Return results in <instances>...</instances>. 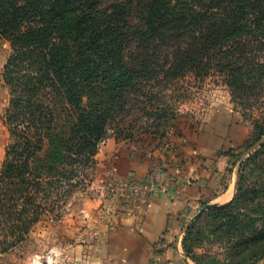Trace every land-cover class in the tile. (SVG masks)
Wrapping results in <instances>:
<instances>
[{"label":"trees","instance_id":"16d2710c","mask_svg":"<svg viewBox=\"0 0 264 264\" xmlns=\"http://www.w3.org/2000/svg\"><path fill=\"white\" fill-rule=\"evenodd\" d=\"M0 35L10 42L2 72L9 88L3 118L10 139L0 168V253L21 242L45 213L39 193L51 175L43 171L55 165L37 163L48 141L60 138L54 153L59 160L86 163L97 154L109 124L116 121L120 128L140 108L166 125L154 124V130L150 122L146 130L119 132L116 138L150 135L155 143L168 136L177 118L163 109L157 84L215 71L229 73L233 82L241 73L264 70V63L244 60L242 47L249 38L264 40V0H0ZM140 116L127 124L133 127ZM261 140L264 114L247 149ZM233 146L228 153L240 159ZM263 154L264 141L242 163L241 173L254 164L264 170ZM236 194L206 210L222 226L235 221ZM199 218L183 238L187 256H193L187 241L197 233L193 225ZM252 226L243 227L252 233L242 241L261 235ZM262 258L264 250L249 264Z\"/></svg>","mask_w":264,"mask_h":264},{"label":"crops","instance_id":"0c3cea01","mask_svg":"<svg viewBox=\"0 0 264 264\" xmlns=\"http://www.w3.org/2000/svg\"><path fill=\"white\" fill-rule=\"evenodd\" d=\"M7 46L0 40V167L10 139L3 118L9 101L2 77ZM208 114L203 120L177 119L159 145L150 135L102 142L95 156V192L84 199L80 215L89 245L73 246V253L97 264H196L183 247L186 227L209 205L234 197L237 169L228 151L245 132L225 107ZM134 183L146 188L136 193ZM68 222L75 225L76 219Z\"/></svg>","mask_w":264,"mask_h":264},{"label":"rangeland","instance_id":"374dc122","mask_svg":"<svg viewBox=\"0 0 264 264\" xmlns=\"http://www.w3.org/2000/svg\"><path fill=\"white\" fill-rule=\"evenodd\" d=\"M0 40L10 47V42L1 35ZM242 47L243 58L248 64L264 63V40L249 38L244 41ZM228 75L229 73L216 71L187 73L179 80L165 81L154 88L162 93L160 102L167 115L177 114L173 125L182 116L203 120L212 109L225 107L231 110L235 121L242 123L245 128L244 138L233 143L232 151L241 155L240 159L229 154L231 163L238 160L235 166L233 164L234 169H237L235 193L239 195L233 210L235 221L222 226L223 222L214 219L207 213V209L202 210L200 218L193 225V230L197 233L187 241L189 249L193 252V256L189 255L188 258L195 262L193 257L196 256L201 264H231L244 259V262L249 264L253 254L264 250V170L254 164L241 173L242 163L264 141L261 140L247 149L255 122L264 114V70L260 73H241L233 82ZM150 111L152 110L143 111L137 108L122 120L120 128H117L116 121H112L106 138L116 137L119 132L123 135L141 132L150 126V122L153 123L151 129H156L154 124L158 129H162L161 126L166 125L165 120H154L148 113ZM143 115L146 118H143ZM221 115L223 117V114ZM136 116H140V119L130 127L127 124L129 119ZM158 123L162 125L158 126ZM103 141L100 142L98 151ZM46 147L47 151L38 159L37 164L41 161H51L55 166L52 170L43 171L44 175H51V178L43 181L44 190L39 193L45 213L40 215L39 222L32 225L21 242L0 253V264H97L86 262L82 254L72 252L73 246L89 245L82 235L85 224L80 222V215H83L81 209L84 199L93 198L95 192L92 181L97 175L96 158L82 164L78 160H59L54 156L55 149L60 148L58 136L48 141ZM262 157L264 158V154ZM261 162L264 164V159ZM74 218L75 225L69 224L68 221ZM247 224H253L251 229H261V235L251 241H242L248 233H252L251 230L243 232V227ZM190 225L188 224L186 229ZM255 264H264V258Z\"/></svg>","mask_w":264,"mask_h":264},{"label":"built area","instance_id":"2783aa9c","mask_svg":"<svg viewBox=\"0 0 264 264\" xmlns=\"http://www.w3.org/2000/svg\"><path fill=\"white\" fill-rule=\"evenodd\" d=\"M144 187L146 188V186L142 185L141 183H134L132 188L134 192H139L140 190L144 189Z\"/></svg>","mask_w":264,"mask_h":264},{"label":"water","instance_id":"95a60500","mask_svg":"<svg viewBox=\"0 0 264 264\" xmlns=\"http://www.w3.org/2000/svg\"><path fill=\"white\" fill-rule=\"evenodd\" d=\"M214 206H216V205H209V207H214ZM209 207H208V208H209ZM203 210H204V209H203Z\"/></svg>","mask_w":264,"mask_h":264}]
</instances>
